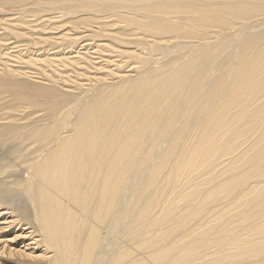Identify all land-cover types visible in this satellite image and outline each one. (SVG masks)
<instances>
[{
  "label": "bare ground",
  "instance_id": "obj_1",
  "mask_svg": "<svg viewBox=\"0 0 264 264\" xmlns=\"http://www.w3.org/2000/svg\"><path fill=\"white\" fill-rule=\"evenodd\" d=\"M0 264H264V0H0Z\"/></svg>",
  "mask_w": 264,
  "mask_h": 264
}]
</instances>
